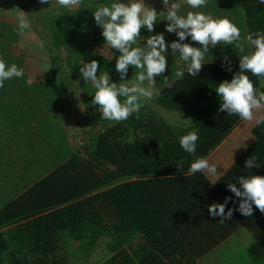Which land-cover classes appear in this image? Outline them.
Here are the masks:
<instances>
[{
  "label": "trees",
  "instance_id": "16d2710c",
  "mask_svg": "<svg viewBox=\"0 0 264 264\" xmlns=\"http://www.w3.org/2000/svg\"><path fill=\"white\" fill-rule=\"evenodd\" d=\"M110 2L82 0L75 8H64L56 0L44 5L38 0L17 2L39 34L49 62L40 78L27 72L25 59L34 53L20 44L16 21L2 13L9 2L0 0V58L24 72L0 88V196L15 194L0 206V264H90L99 245L104 253L94 264H199L242 227L254 237L247 247L249 264H264V214L253 206L251 217L236 211L221 223L207 207L226 197L236 202L230 201L226 211L238 207L227 183L241 175H264V124L252 126L253 141L215 185L204 173L188 174L196 157L207 158L242 121L217 111L215 88L239 70V58L251 51L247 46L245 53L217 46L214 62L206 59L198 76L186 73L171 88L163 76L156 77V98L126 121L104 122L91 110V102L86 103V116L88 111L99 127L88 120L90 127L79 144L67 138L62 101L65 91L71 94L78 69L97 60V74L116 73L111 68L119 53L102 54L99 47L105 41L92 13ZM209 3L215 17L229 18L242 37L264 32V5L240 0L237 14L222 0ZM159 23L158 18L155 26ZM157 27L154 33L142 29L138 44L158 33ZM224 55L231 59L232 72L221 67ZM176 69L173 65L172 72L164 73L170 82ZM248 75L258 92L264 91L261 78ZM156 106L180 119L169 123ZM193 130L199 136L195 155L179 143ZM252 154L261 167L247 170L245 160Z\"/></svg>",
  "mask_w": 264,
  "mask_h": 264
},
{
  "label": "clouds",
  "instance_id": "9594fccd",
  "mask_svg": "<svg viewBox=\"0 0 264 264\" xmlns=\"http://www.w3.org/2000/svg\"><path fill=\"white\" fill-rule=\"evenodd\" d=\"M41 5L50 4L51 0H38ZM82 0H56L64 8H75ZM163 11L146 4L145 0H111L108 4L98 5L93 13L95 23L102 29L105 45L119 53L115 58V71L119 74L120 82H113L110 74L105 72L97 75L100 68L97 60L83 63L79 71L85 83L90 82L95 90L91 105L98 109L105 120L123 122L133 114L140 112L144 102L156 98L153 86L156 77H161L168 69L166 53L179 54L175 79L169 81L164 77V83L171 88L185 74L196 77L206 64V57L211 49L223 44L234 46L240 53H245L246 46L251 49L239 58V70L231 80L221 81L215 88L219 97L218 112H225L228 116H237L242 121H253L256 113L264 110V91L254 86L252 76L264 79V32H249L242 37L241 30L227 17L216 18L211 13L195 11L207 6L208 0H186L192 11L181 15V3L173 0H161ZM257 5H264V0H255ZM158 15H164L167 21L165 31L175 34L177 39L168 43L163 32L149 35L142 46L138 44L141 39V30L147 29L149 33L155 32ZM17 35L26 37L31 31V22L27 14L19 10L16 17ZM190 38L191 42H185ZM145 40V38H144ZM199 45V46H194ZM211 60L215 57L211 54ZM137 69L135 80L127 79L129 68ZM221 67L232 72V62L228 55H224ZM24 76L22 69L13 63L11 65L0 58V88L4 82L13 78ZM257 124H264V116L257 119ZM198 133L193 130L180 137L181 148L189 154L195 155ZM245 169L260 168L259 157L251 155L245 160ZM207 173L211 177H218V165L210 163L207 158L196 157L188 169L189 175ZM234 181V182H233ZM217 183L214 180L211 184ZM239 185V186H237ZM227 189L239 199L238 207L227 208L232 201L226 197L223 203L208 205L211 217H219L220 222L230 221L234 212L242 216L251 217L253 206L264 214V175H241L234 177L227 183ZM236 203L235 201H232Z\"/></svg>",
  "mask_w": 264,
  "mask_h": 264
},
{
  "label": "rangeland",
  "instance_id": "374dc122",
  "mask_svg": "<svg viewBox=\"0 0 264 264\" xmlns=\"http://www.w3.org/2000/svg\"><path fill=\"white\" fill-rule=\"evenodd\" d=\"M21 1H27V0H8V4L4 5L3 14L9 19H12L16 21L15 17L19 10H22L17 2ZM127 1V0H125ZM209 1V0H208ZM224 3H228V9L229 10H235L236 13H239V2L240 0H222ZM255 2V0H252ZM177 3L182 4V8L180 10L181 15H185L187 11H192L189 6L186 4V0H177L175 1ZM146 4H150L156 8V10L159 9L158 4L155 2V0H145ZM214 5L213 3L207 4L206 7L201 9H196L195 11H203L206 14L211 13L214 17L216 14L214 11ZM23 11V10H22ZM28 17V16H27ZM29 19V18H28ZM30 21V20H29ZM36 24V23H35ZM36 26H38L36 24ZM32 27V24H31ZM241 30V29H240ZM167 33V32H166ZM174 36V40L177 39L175 34H172ZM166 38V36H165ZM173 41V40H172ZM185 42H191L190 38ZM20 44L28 48L30 51L34 53L33 56H29L25 59V68L27 72L30 74H35L36 76H42L46 73L47 69L49 68V62L46 58V53L43 49V45L40 40V36L33 28H31V31L28 33L26 37H23L21 39ZM194 46H199L195 45ZM103 55H113L114 50L109 48L106 45H102L99 47ZM14 50L18 51V45L15 44ZM216 51H218L217 47L214 49H211V54H214ZM211 56L206 57V59H210ZM172 59L171 63L168 64V71H171V68L173 65H177V61L179 60L178 53H173V55H170L167 60ZM171 64V65H170ZM173 64V65H172ZM78 69V68H77ZM112 71H115V66H112ZM133 70H137L134 68H129L127 79H129V82H132L135 80L136 73L132 72ZM78 72L79 69H78ZM116 72V71H115ZM38 74V75H37ZM99 75V74H97ZM163 76H168L169 74H163ZM110 77L113 82H120L119 74L116 72L112 75L110 74ZM260 86L264 87V79H260ZM154 88V92L156 91V88ZM71 94L67 96V92H64V99L62 101L63 105V112L72 115L70 120H67L68 124H65L66 127H70L74 131H71L70 133H74L75 135H72V138L74 137L73 141L74 143H78V136H82L84 133V129H86V121L88 123V120L93 123V125H96V127H99V124L96 123L91 115L88 113L89 116H84L83 114H86V103H90L93 99V95L95 90L92 88L91 83L87 82L85 83L84 80L81 77V74L76 75L74 78H72V85H71ZM85 99V100H84ZM89 102H87V101ZM157 112L164 117L166 121L173 124V122H178L180 119L179 115H177L176 112L168 111L165 109H162L160 107H155ZM91 110L94 113H97L100 115L98 109H95L93 106L91 107ZM69 118V117H68ZM109 121V120H108ZM104 122H107V120H104ZM90 127V125L88 126ZM94 127V132L97 131V128ZM82 133V134H81ZM85 137V135H84ZM253 141V136L251 135L250 130L245 132V136L243 137L242 141L240 142L239 146L236 148L237 151H243L251 142ZM15 194H10L9 191H6L4 194L0 196V206L7 202L9 199H12ZM254 242L253 235L245 228L242 227L236 232H234L231 236H229L226 240L221 242L219 245L214 247L209 253L204 255L198 260L199 264H249L250 258L247 254V247ZM104 247L103 245H99L95 248L94 252L92 253L90 257V264H94L96 261H98L102 254L104 253Z\"/></svg>",
  "mask_w": 264,
  "mask_h": 264
},
{
  "label": "crops",
  "instance_id": "0c3cea01",
  "mask_svg": "<svg viewBox=\"0 0 264 264\" xmlns=\"http://www.w3.org/2000/svg\"><path fill=\"white\" fill-rule=\"evenodd\" d=\"M177 0H173V2H175ZM127 2V1H126ZM155 2L158 4L159 9L157 10V12H161L163 11V5L161 0H155ZM159 18V26L156 25L155 28H158V33L163 32L164 35L166 36V41L168 43H170L172 40H174V36L170 33H166L165 31V25L167 24V21L164 20V15H158ZM218 49V48H217ZM218 52H220V49H218ZM170 55H173V53L171 52V49H169L168 53H166L167 59ZM179 56V54H178ZM172 59L168 60V64L171 63ZM171 65V64H170ZM84 116H86V114H83ZM71 114H65L62 120V124L65 127L67 134H68V139L70 140V142L73 141L74 137L72 138V135H75L74 133H70L71 131H74L73 129H71L70 127H66L65 124L67 123V120L71 119ZM264 116V110H260L256 113V119H254L253 121H241L229 134L228 136L210 153V155H208L207 159L209 160L210 163H215L218 165V171H219V175H222L227 168L231 165V163L244 151H237L238 149H236L240 142L242 141L243 137L245 136V132H247L248 130H251L252 126L257 123V119H259L260 117ZM69 117V118H68ZM87 122V121H86ZM86 130L88 129V125L85 126ZM82 134V133H81ZM78 143L81 142L82 138H80L81 136H78ZM205 176L208 178L209 181H214L215 179H217L218 177H211L209 176L207 173H204ZM236 232V231H235ZM232 235V234H231ZM230 235V236H231Z\"/></svg>",
  "mask_w": 264,
  "mask_h": 264
}]
</instances>
